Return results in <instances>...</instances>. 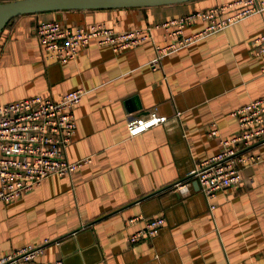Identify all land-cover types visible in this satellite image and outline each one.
I'll return each instance as SVG.
<instances>
[{
	"label": "crops",
	"instance_id": "obj_1",
	"mask_svg": "<svg viewBox=\"0 0 264 264\" xmlns=\"http://www.w3.org/2000/svg\"><path fill=\"white\" fill-rule=\"evenodd\" d=\"M224 1L48 10L5 22L0 103L82 87L65 155L88 159L69 176L49 174L12 200H0V255L46 239L38 262L264 264V158L244 166L238 183L215 190L211 212L191 181L184 192L171 185L218 149V138L207 134L211 121L229 136L237 130L235 107L254 97L264 102L261 59L250 42L264 31V9L168 51L158 67L148 63L153 43L170 40L163 20ZM47 18L103 22L115 30L150 25L151 38L118 51L91 38L59 62L45 55L33 33L35 21ZM205 23L196 18L182 33ZM152 110L167 118L128 134L127 119ZM251 148L264 153V140ZM138 213L143 218L128 223ZM154 215L164 218L158 232L128 242L127 234Z\"/></svg>",
	"mask_w": 264,
	"mask_h": 264
},
{
	"label": "built area",
	"instance_id": "obj_2",
	"mask_svg": "<svg viewBox=\"0 0 264 264\" xmlns=\"http://www.w3.org/2000/svg\"><path fill=\"white\" fill-rule=\"evenodd\" d=\"M264 9V0H227L222 3L195 8L161 22L170 40L164 44L153 43V54L148 63L151 68L160 65V58L168 51L220 29L253 12ZM204 19L200 29L183 34L182 28L194 19ZM172 26V27H170ZM40 48L45 55L64 62L73 57L77 49L93 38L100 44L109 45L114 51L126 49L151 38L150 25L115 30L103 22L66 24L58 18L37 19L33 25ZM252 53L261 59L260 72L264 73V31L250 37ZM84 89H69L58 97L48 94H30L0 103V200L10 201L37 185L49 174L67 175L88 157L69 160L65 147L75 129L73 108ZM176 110L174 114H177ZM237 130L229 136H221L214 121L207 134L218 138V149L196 161L183 180L172 183L174 189L184 192L191 178L202 193L207 210L214 204L210 198L215 190L236 184L242 178V168L264 158L255 152L254 143L264 140V102L260 97L251 98L235 107ZM165 114L150 111L145 117L133 116L126 121L128 134H135L155 123L165 120ZM143 218L141 213L128 217V223ZM162 215L144 218L141 226L127 234L128 242L151 238L163 224ZM40 244L24 243L0 255V264H63L61 259L43 263L36 261L41 252Z\"/></svg>",
	"mask_w": 264,
	"mask_h": 264
},
{
	"label": "water",
	"instance_id": "obj_3",
	"mask_svg": "<svg viewBox=\"0 0 264 264\" xmlns=\"http://www.w3.org/2000/svg\"><path fill=\"white\" fill-rule=\"evenodd\" d=\"M181 1L185 0H0V30L9 18L20 13L62 9L149 6ZM171 118L175 119L176 114H173ZM192 166L193 165L187 170L192 168ZM187 176L188 174H185L182 178L177 180H183ZM190 181L193 188L197 189L196 179L191 178ZM175 191L179 193L177 189H175Z\"/></svg>",
	"mask_w": 264,
	"mask_h": 264
}]
</instances>
